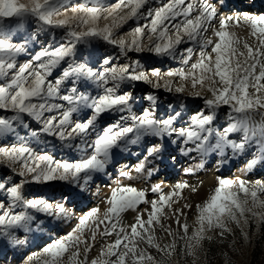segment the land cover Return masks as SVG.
<instances>
[{"label":"snow or ice","instance_id":"6c2138e0","mask_svg":"<svg viewBox=\"0 0 264 264\" xmlns=\"http://www.w3.org/2000/svg\"><path fill=\"white\" fill-rule=\"evenodd\" d=\"M149 3L150 0H118L116 9L127 8V13L120 16L118 22L114 20L111 25L100 28L97 27V21L102 16L108 19L116 9L105 8L99 0H85V3L71 7V16L67 15L69 9L64 0H0V21L15 18L17 27L25 21H34L40 31L66 29L61 41L42 47L31 60L17 69V57L27 51L28 41L14 40L12 27L0 22V81H3L0 83V110L15 113L10 118H0V136L14 131L13 122L29 127L24 122L27 116L41 125L38 130L32 131L33 136L39 137L40 133L56 136L61 141L69 142L65 145L67 147L86 153L91 150L86 158L68 161L57 160L47 152L37 153L25 145L0 147V162L22 178L15 183H5L10 181L9 177L0 179V194L8 198L7 209L0 202V242L14 247L26 245L27 236L21 239L17 232L32 231L31 225L36 220L32 210L57 218L68 215L63 203H49L42 196L28 199L24 194L25 185L48 186L61 181L79 188L77 194L83 196L93 175L106 172L114 149L125 150L128 144H138L146 137L160 138L161 141L167 137L172 144L180 142L183 145L180 151L185 156L192 152L201 157L214 152L223 155L225 149H231L232 155L238 156L255 144L260 156L250 160L247 168L251 170L258 163H264V111H261L264 110V15L245 14L242 21L231 16L221 18L219 28L213 30L216 37L213 40L205 35L209 28H213L211 22L217 16V8L209 0H200L199 8L191 0H168L155 9L149 7L146 13L143 12L142 9ZM193 12L197 13L194 17ZM61 16L64 18H58ZM142 17L149 19V23L133 29L134 38L131 42L114 38V28L129 19L138 20ZM232 23L247 25L254 44L241 41L234 31H230L229 25ZM170 29L174 30L172 34ZM145 30L147 44L142 39ZM94 39H102L117 46L124 56L128 52L146 50L156 56L175 58L181 43L198 44L200 51L194 62L192 60L196 53L193 48L183 50L185 55H182V63L187 66V70H170L164 75L178 76L182 81L190 80L194 90L199 87L210 92L211 98H204L205 109L192 115V123L187 127L174 126V121L181 115L179 112L158 120L149 109H144L141 116L132 115V123L127 124L129 116L124 113L132 112L134 98L131 92H121V86L126 82L152 81L145 71L137 72L132 66H138V61L123 66L111 65L97 72L87 63L66 59L75 57L78 45H89ZM62 62L66 67L61 68L60 76L54 81L49 79ZM103 63L111 64L110 58H105ZM151 75L158 78L153 87H161L158 82L161 78L159 70L152 69ZM66 82L71 86L62 92L61 86ZM90 83L101 91L95 95L88 94L86 90ZM163 86L168 91L173 90L171 82L166 81ZM250 88L254 89L252 94L249 93ZM175 91L183 92L184 86L175 87ZM193 95L200 97L201 92L194 91ZM147 99L155 104V96L149 94ZM57 100L64 103H55ZM222 106L229 109L228 123L218 128L216 123ZM85 111L88 115L84 119L77 118L74 121V114ZM53 112L56 115H45ZM118 113L120 115L116 123L107 124L98 130V123L103 124L105 119H111ZM254 116H259V121ZM92 133H95L94 138H91ZM234 133L241 134L239 140L230 138ZM76 138H79V143L71 144ZM163 149V143L149 146L144 159L134 170L143 172L145 161L158 158ZM172 159L175 160V157ZM15 165H19L18 172ZM196 167H203V164ZM152 171L149 169V175ZM195 171L194 168L185 169L187 174ZM121 175L133 179L131 172L122 171ZM186 187L191 188L192 192L197 190L186 183H177L172 192L161 194L158 199L149 202L144 191L118 182L116 187L111 188L110 197L106 198L108 206L103 215H98V207L90 209L71 232L43 248L46 258L42 264H64L65 253H68V264H163V260L157 261L140 244L157 249L165 257H171L178 238L185 241L187 255L195 257V250L201 242L211 240V236H206L207 232L220 229L219 235L223 236L230 231L227 227L229 223L239 225L243 220L247 224L246 213L264 222V211H256L264 210V199H261L264 184L248 187L243 180L219 179L209 199L203 205L196 206L198 228L191 235L188 224L180 219L185 216L183 210L175 209L172 212L178 226L174 235L171 227L162 224L161 219H168L164 209H171V205L176 202L174 197H179ZM152 191L160 192L161 186L155 185ZM141 203L151 204L147 220L138 212L135 223L123 226L121 215L129 210L137 211ZM191 207L190 204L184 205V208ZM17 208L21 210L16 211ZM90 220L94 224L90 230L91 241H95L97 232L101 236L115 233L117 238L105 246L100 257L89 262L88 252L93 244L82 237ZM100 225H104V228L101 229ZM157 226L173 237V243L161 246L156 242ZM81 252L83 259H80ZM32 259V256L27 257L24 264H30Z\"/></svg>","mask_w":264,"mask_h":264},{"label":"rangeland","instance_id":"374dc122","mask_svg":"<svg viewBox=\"0 0 264 264\" xmlns=\"http://www.w3.org/2000/svg\"><path fill=\"white\" fill-rule=\"evenodd\" d=\"M244 0H209L210 3L216 6L217 16L211 22L213 28H209L206 36L211 37L213 40L216 37L213 35V30L219 28L221 18L231 16L233 18H239L241 21L245 14L251 15H264V4L260 7H251L248 10H242L240 4ZM107 9H116L118 0H99ZM168 0H150V3L142 9L143 12H147L148 8L155 9L162 3H167ZM197 8H199L200 0H191ZM85 3V0H64V4L69 9L67 15L71 16V7ZM221 4L226 6L221 7ZM127 8H119L113 12L112 16L108 19H104L103 16L97 21V27H104V25H111L113 21H119V17L127 13ZM197 13L193 12L194 17ZM107 15V13H105ZM63 19L64 17H58ZM180 18H177L179 20ZM7 26H11L12 36L14 40L24 41L27 40V51L20 54L16 60L17 69L32 59L37 51L42 47L47 46L49 43L55 45L61 41L65 28L48 29L46 31H40L34 21H25L22 26L17 27L15 18H4L0 21ZM173 21L172 23H176ZM149 23V19H129L122 23L119 27L113 29V36L116 39L123 38L126 42H131L134 38L133 29L137 26H143ZM229 30L234 31L241 41H247L249 44H254V39L250 36V29L247 25L237 26L235 23L229 25ZM174 30L170 29V34ZM36 36V39H32ZM55 37V40H53ZM143 43L147 44V30H145V36L142 38ZM187 40V37L184 38ZM187 47H192L196 53L193 56L192 62L196 60L199 55L200 46L191 42L181 43L178 46L177 55L175 58L167 56H156L148 51L143 52H128L127 56L120 53L117 46L108 44L102 39H94L89 45H78L74 58H66L68 60L75 59L76 63H87L89 67H92L94 71H102L104 68L111 65L123 66L132 64L133 61H138L139 65L133 64L137 72L145 71L149 75V79L152 83H146L143 81L133 82L131 84L125 83L121 86L120 91L131 92L134 101L132 103V112L124 113L129 116L127 124H131V116H141L144 109L153 111V115L158 120L167 119L169 116H174L179 112L181 115L174 121L175 127H187L191 125V117L195 113L202 109H205L204 98H211V93L206 89L201 90L197 87L195 90L191 86V82L182 81L178 76L168 77L164 75L170 70H177L185 68L187 66L182 63V55H185L183 50ZM243 50V49H242ZM210 52L211 49L209 48ZM110 58L111 64H104L103 60ZM66 67L64 62L61 63V67L53 71V75L49 77L51 80H55L61 74V68ZM152 69H158L161 78L158 80L161 87L154 88L153 84L157 82V77L151 75ZM15 71V70H13ZM259 66L257 67V72ZM171 82L172 91L166 90L163 86L165 82ZM3 83V81H0ZM184 86L183 92H176L175 87ZM70 83L66 82L61 86L62 92L66 91L70 87ZM87 93L95 95L101 91L94 84L90 83L87 88ZM194 91H200L201 96L196 97L193 95ZM254 89H249V93L252 94ZM151 94L156 97L155 104L147 99V96ZM55 103H64L63 101H54ZM229 111L227 106H222L219 109L218 121L216 126L222 127L228 123L226 117H224ZM264 111V110H261ZM15 113L11 111L0 110V118H10ZM47 115H56L53 113H46ZM88 115L87 111L74 114V121L84 119ZM119 113L114 115L111 119H105L103 124L97 125V128H102L107 124H114L119 120ZM256 121H259V116H254ZM24 122L29 126L25 128L18 122H13L14 131L0 136V147H12L13 145H25L32 148L37 153L47 152L57 160H79L86 158L88 152L81 151L74 147L65 146L67 141H61L56 136H49L43 133L39 134V137L33 136L32 131L38 130L41 125L30 117L25 116ZM123 123V122H121ZM131 136V134H130ZM241 134L234 133L230 138L239 140ZM95 137V133H92L91 138ZM75 145L79 143V138H76L70 142ZM164 144L163 151L158 154V158H149V161H145L144 171L137 173L134 169L145 157L147 148L155 144ZM183 145L180 142L172 144L170 139L165 137L163 141L160 138L146 137L138 144H128L125 150H113L114 155L105 173L94 174L91 181L86 186V190L83 192V196L78 195L79 188L74 187L66 182L57 181L52 185H37L29 184L24 187V194L28 199L35 197H43L49 203H63L64 207L68 210L67 217H54L45 213H37L32 210V214L36 217V220L31 225L32 231L29 233H23L18 231L17 235L23 239L27 236L28 243L24 246H12L7 243L0 242V264H24L27 257L32 256L30 264H42L46 258V254L43 253V248L52 243L53 241L63 238L73 228L77 226L81 218L80 213L88 206L89 210L92 208L101 209L103 215L104 210L108 206L106 204V198L111 195V188L116 187L117 183L121 185H131L138 190H142L146 193V200L152 201L159 198L161 194H168L175 189L177 183H186L195 187L196 192H192L191 188L186 187L181 191L179 197H174L175 203L171 205V209L165 208L164 211L168 215V219H161V223L165 226H170L173 234L177 232V224L172 212L175 209H181L185 213L180 219L182 222H186L189 226V235L198 228L197 218L198 211L197 205H203L209 197L214 193L215 188L218 186L219 179H230L233 181L243 180L248 187H256L258 184H264V163H258L253 169L249 170L247 164L250 160L260 156V152L257 150V146L253 144L246 150L245 153L233 156L231 149H225V154H219L218 152L210 153L207 156L201 157L195 152L185 156L181 153L180 148ZM172 157L176 159L173 160ZM203 164V167L197 168L199 164ZM16 172H18L19 165L14 166ZM174 168V173H170L171 168ZM194 168L196 171L193 174H187L185 169ZM149 169H152V174L149 175ZM131 172L133 179L129 180L121 175V172ZM9 177L10 181L5 183L19 182L22 178L16 175L15 172L5 163L0 162V179ZM104 186L100 192H92L95 185ZM159 184L161 186L160 192H153L152 188ZM89 194V195H88ZM97 194V195H95ZM243 196V193L240 194ZM67 197V199H64ZM86 197V199H85ZM88 197V198H87ZM93 198V199H92ZM261 199H264V194H261ZM0 202H3L5 209L8 206V198L3 194H0ZM91 202V203H90ZM98 203V204H97ZM104 203V205H103ZM85 205L82 207V205ZM95 204V205H94ZM185 204H190V209L184 208ZM81 205V206H80ZM103 205V206H102ZM104 207V209H102ZM82 209V210H81ZM88 209V208H87ZM21 209L17 208L16 211ZM86 211V210H85ZM84 211V212H85ZM151 211L150 203H141L138 206L137 211L129 210L121 215V223L127 227L130 224L135 223L136 216L142 213L143 218L147 220L148 213ZM256 211H264L256 209ZM101 215V216H102ZM248 223L245 224L243 220L239 225L235 223H229L227 225L230 231L224 233L223 236L219 235L220 229H214L206 233V236H211V240L205 239L201 242L199 248L195 250V257L187 255V249L185 248V241L176 239V248L171 257H165L162 253L158 252L155 248H149L145 244H140L141 248H145L146 251L152 254L157 261L163 260V264H264V222L253 218L251 214L246 213ZM66 219V220H65ZM64 220V221H63ZM92 222V223H91ZM87 223L84 235L82 239L87 238L93 247L88 252V261L90 262L94 258L100 257L102 250L105 246L112 243L117 237L114 233L111 236H101L97 232L95 241H91L90 230L93 229V221ZM92 224V225H91ZM103 229L104 225H100ZM156 242L161 246L173 243V237L167 235L162 231L159 226L156 227ZM83 248V246H81ZM16 249V250H15ZM19 254V258L14 260V256H11V252ZM68 253H65L63 258L64 264H68ZM80 259H83V253L81 252Z\"/></svg>","mask_w":264,"mask_h":264},{"label":"bare ground","instance_id":"6f19581e","mask_svg":"<svg viewBox=\"0 0 264 264\" xmlns=\"http://www.w3.org/2000/svg\"><path fill=\"white\" fill-rule=\"evenodd\" d=\"M261 4H264V0H244L241 4H240V8L242 9V10H248V9H250V11H253V10H251V7H260V5ZM225 116L224 117H226L227 118V115L226 114H224ZM176 159V158H175ZM174 168L172 167L171 168V171H170V173H174ZM102 187H104V186H101L100 184L99 185H95L94 186V188L92 189V192H100V190H101V188ZM105 188V187H104ZM103 189V188H102ZM87 191V190H86ZM102 191V190H101ZM86 193H88V191L86 192ZM89 195V194H88ZM95 195H97V194H95ZM88 198V197H87ZM85 199H86V197H85ZM93 199V198H92ZM91 203V202H90ZM98 204V203H97ZM95 205V204H94ZM103 205H104V203H103ZM102 205V206H103ZM81 206V205H80ZM83 206H85L84 204L82 205V207ZM88 208V209H87ZM102 209H104V207L102 208ZM82 210V209H81ZM86 210V211H85ZM101 210V209H100ZM85 211V212H84ZM89 211V207L87 206L84 210H83V212H81L80 213V215L79 216H84L87 212ZM100 213H101V211H100ZM102 215V214H101ZM100 215V216H101ZM66 220V219H65ZM64 221V220H63ZM92 220H90V221H88V223H90ZM92 223V222H91ZM92 225V224H91ZM16 250V249H15ZM11 256H14V260H17L18 258H19V254L17 255V253L16 252H11Z\"/></svg>","mask_w":264,"mask_h":264}]
</instances>
